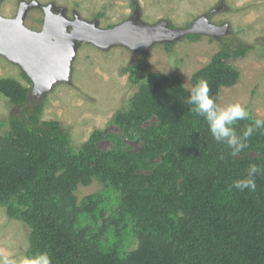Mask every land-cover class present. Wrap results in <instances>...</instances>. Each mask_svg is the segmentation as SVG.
Wrapping results in <instances>:
<instances>
[{"label": "trees", "instance_id": "obj_1", "mask_svg": "<svg viewBox=\"0 0 264 264\" xmlns=\"http://www.w3.org/2000/svg\"><path fill=\"white\" fill-rule=\"evenodd\" d=\"M248 48L222 45L220 55ZM216 59L193 84L206 79L217 99L236 76L222 71L218 79ZM141 65L130 68L139 90L110 120L120 133L94 129L77 149L59 123L40 119L43 104L28 100L30 87L0 78V92L21 107L0 134V207L27 227L26 256L47 251L52 264H264V130L231 154L190 110L177 77L143 74ZM255 120L233 127L241 135ZM102 139L110 148L97 146ZM253 164L262 169L256 190L232 188ZM93 180L104 191L78 200V186Z\"/></svg>", "mask_w": 264, "mask_h": 264}, {"label": "rangeland", "instance_id": "obj_2", "mask_svg": "<svg viewBox=\"0 0 264 264\" xmlns=\"http://www.w3.org/2000/svg\"><path fill=\"white\" fill-rule=\"evenodd\" d=\"M20 1H35L38 5L53 3L87 21H97L98 27L109 28L128 19L135 8L139 18L148 24L166 21L173 29H186L202 16L217 27L226 25L225 32L216 36L204 33H187L174 40L170 48L165 42L154 43L146 54L140 50H128L121 45L100 49L89 43L78 45L71 66L69 81L55 84L40 99L43 104L40 119L60 124L70 138L71 146L77 149L94 129L103 133H120L110 124L112 116L126 109L139 84L130 81V68L142 60L140 71L157 76L177 77L185 90L193 85L194 76L204 67L219 59L218 79L222 71L234 73L230 85L218 87L217 103L220 105L239 101L249 116L264 119V0H0V15L14 17ZM43 13L39 6L27 11L24 24L38 31L42 26ZM188 34H198L189 37ZM243 43L249 48L239 56L221 57V46L234 47ZM15 64L0 56V78L15 79L22 86L31 87ZM31 99L30 101H33ZM34 101V103H38ZM21 107L11 103L0 92V134L9 129L10 115H17ZM127 142V141H126ZM136 148L137 144L127 142ZM97 146L108 149L111 142L102 139ZM104 191L103 185L93 180L86 186L79 185L77 199ZM28 229L16 218H9L0 207V256L19 258L26 256ZM131 242L130 235L121 237Z\"/></svg>", "mask_w": 264, "mask_h": 264}, {"label": "water", "instance_id": "obj_3", "mask_svg": "<svg viewBox=\"0 0 264 264\" xmlns=\"http://www.w3.org/2000/svg\"><path fill=\"white\" fill-rule=\"evenodd\" d=\"M40 6L42 26L38 31L29 29L24 20L27 11ZM51 4L38 5L20 1L14 17L0 15V56L17 65L29 78L31 87L28 100L37 102L55 84L69 81L76 49L89 43L100 49L121 45L128 50L146 54L156 42L171 43L187 33H204L216 36L225 32L226 25L217 27L202 16L186 29L170 28L166 21L148 24L139 18V11L109 28L98 27L97 21L75 16L66 19L52 13Z\"/></svg>", "mask_w": 264, "mask_h": 264}, {"label": "clouds", "instance_id": "obj_4", "mask_svg": "<svg viewBox=\"0 0 264 264\" xmlns=\"http://www.w3.org/2000/svg\"><path fill=\"white\" fill-rule=\"evenodd\" d=\"M186 103L191 106V111L203 117L208 125V130L218 143L225 144L231 154H237L246 147V140L253 132L264 130V119H256L254 124L247 126L241 135H238L233 125L240 120L249 118V112L239 101L229 102L224 105L217 103L216 97L210 95V88L206 79H198L189 89ZM262 169L253 164L247 169V174L233 182L232 188L241 192L256 190V176ZM0 264H52L47 251L36 252L27 256L13 258L0 256Z\"/></svg>", "mask_w": 264, "mask_h": 264}, {"label": "flooded vegetation", "instance_id": "obj_5", "mask_svg": "<svg viewBox=\"0 0 264 264\" xmlns=\"http://www.w3.org/2000/svg\"><path fill=\"white\" fill-rule=\"evenodd\" d=\"M48 4H51V11L52 13L54 14H57V15H62L63 17H65L66 19L70 20V19H74L75 16L78 17L77 14L75 13H72V16L70 17L69 15L66 14V9H63L62 7H57L55 6L53 3H48ZM39 8L41 9V7L39 6Z\"/></svg>", "mask_w": 264, "mask_h": 264}]
</instances>
